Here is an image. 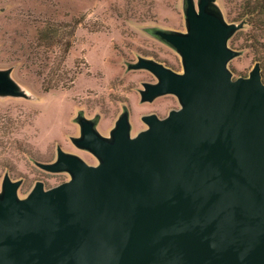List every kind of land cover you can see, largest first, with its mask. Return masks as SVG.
<instances>
[{
	"label": "water",
	"instance_id": "1",
	"mask_svg": "<svg viewBox=\"0 0 264 264\" xmlns=\"http://www.w3.org/2000/svg\"><path fill=\"white\" fill-rule=\"evenodd\" d=\"M212 0L185 1L187 32L153 30L179 52L183 72L139 58L131 69L157 78L142 101L175 94L180 107L142 117L131 135L125 110L101 135L97 119L76 120L88 164L57 148L43 169L71 178L19 198L5 176L0 192V264H264V83L257 63L233 79L228 24ZM0 91L15 93L0 72Z\"/></svg>",
	"mask_w": 264,
	"mask_h": 264
},
{
	"label": "rangeland",
	"instance_id": "2",
	"mask_svg": "<svg viewBox=\"0 0 264 264\" xmlns=\"http://www.w3.org/2000/svg\"><path fill=\"white\" fill-rule=\"evenodd\" d=\"M185 1L0 0V72L15 90L0 91V192L6 175L20 181L21 199L37 181L46 189L68 181L69 172L37 164L54 162L58 147L98 164L74 142L80 114L97 119V131L111 138L125 110L135 136L148 127L144 115L162 118L181 106L171 93L142 101L145 83L158 78L129 66L145 58L183 72L179 52L152 31L187 32ZM259 1L210 2L228 24H242L228 41L239 52L227 64L233 79L249 76L258 63L264 83V14L254 13Z\"/></svg>",
	"mask_w": 264,
	"mask_h": 264
},
{
	"label": "trees",
	"instance_id": "3",
	"mask_svg": "<svg viewBox=\"0 0 264 264\" xmlns=\"http://www.w3.org/2000/svg\"><path fill=\"white\" fill-rule=\"evenodd\" d=\"M254 13L264 14V0H260L258 5L255 6ZM253 13V12H252ZM264 16V15H263ZM264 22V19H263Z\"/></svg>",
	"mask_w": 264,
	"mask_h": 264
}]
</instances>
